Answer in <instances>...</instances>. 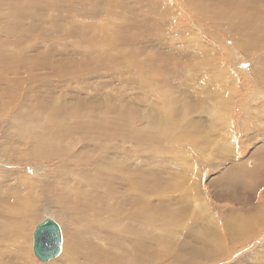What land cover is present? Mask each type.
Wrapping results in <instances>:
<instances>
[{"label":"bare ground","instance_id":"6f19581e","mask_svg":"<svg viewBox=\"0 0 264 264\" xmlns=\"http://www.w3.org/2000/svg\"><path fill=\"white\" fill-rule=\"evenodd\" d=\"M187 10L215 39L227 37L256 58L251 62L264 82V0H0V83H9L0 96V264H32L36 256L22 233L38 209L48 212L45 218L69 213L59 215L69 227L52 218L61 243L49 264H264V237L255 241L264 233L259 193L252 212L223 213L226 220L235 214L234 223L226 222L230 249L220 244L223 229L212 214L196 222L209 211L203 201L170 199L172 184L184 187L170 175L164 146L197 140L200 125L191 112L210 105L217 114L216 97L210 104L191 97L180 86L184 70L172 65L182 64L188 45L211 52L198 40L195 21L187 23ZM169 33L190 38L172 48L164 43ZM262 154L259 142L250 155ZM246 164L216 174L210 165L206 181L218 194L226 184L227 193L248 190L238 173ZM192 186L198 190V181Z\"/></svg>","mask_w":264,"mask_h":264},{"label":"rangeland","instance_id":"374dc122","mask_svg":"<svg viewBox=\"0 0 264 264\" xmlns=\"http://www.w3.org/2000/svg\"><path fill=\"white\" fill-rule=\"evenodd\" d=\"M188 14L190 15L189 11ZM196 14L194 13V16L191 14L190 15L191 18L188 19L187 23L191 25L189 21L190 19H193L195 21L194 23L195 26L197 25V27L200 30H197L196 28L193 27L192 28L195 30V32H197L198 40L203 45L206 43L209 44L207 49L211 50V52L203 53V51L188 45L186 48L191 50L190 54L186 56V59L182 62L181 65L175 63H172V65L184 70L183 72L180 73V80L182 81V84L180 86L182 89H185L186 92L190 93L191 97L198 98L199 99L198 102L205 101L207 104L208 103L210 104L213 98L216 97L215 98L216 108L214 107L215 109L214 112L217 113L215 114V118L217 119L214 118V115L212 116L210 114L211 111L213 110V107L210 105L209 106L204 105V107H202L204 108V111L201 114H195L191 112V117L193 118V121L197 120L196 122H198L200 125V131L198 132V134L197 135L193 134V136H195L197 140H195L194 138H193L194 141L181 139V141H179L178 143H172L164 146L165 147L164 152L167 153L169 157H171L169 162V164L172 166V168L169 170L170 175L172 176L173 180L178 181L182 185V187H184V189L179 190L180 189L179 186L172 184L170 199L176 201V198L179 197L182 200L185 198L186 200L189 201H193V200H197L198 202L203 201L205 203V206L207 205L209 207V211L206 210L205 215L200 216V220H198V218H195L196 222L201 225L202 220L203 221L208 220L211 217V216L209 217L208 215L212 214L214 216V220L216 221L215 224L217 225V229L220 230L219 229L220 227L221 229L224 230V231L220 230L222 232L221 234L224 235L220 244L223 243L222 246L224 248L229 247L230 249L229 246L231 245L229 244L230 240L229 238H227L230 237L228 236L230 230H227L229 224L226 225L227 224L226 222H228L229 220L230 223H234L235 214L239 216L241 213L245 214L248 212H252V208L255 207L253 206L254 201H252L253 196L258 195V193L260 200V201L258 200L259 203L261 202V204H264V154H262L259 158H257L258 156L253 157L250 155L251 151L258 146L259 142L264 143V136H261V134L264 133V125H263L264 112H262L261 109L256 108V106L264 104L263 103L264 95L261 94L262 90L260 91V88L264 86V82H262L258 78V75L256 73V67L254 63L251 62V60L256 58H251V59L248 58V56H246V54L242 50L234 46L232 44L233 41L227 37H224L227 40L225 43L222 42L223 40L220 41V39L219 40L215 39L214 38L215 32L211 31L212 30L211 28L207 29V25H205L200 20L199 18L200 15L197 14L199 16L198 17ZM188 38H190L189 35H182L180 37H176V35L169 33L168 35L165 36L164 43H169L173 48L174 47L173 43H179L183 40H187ZM218 41H220L221 44L216 43ZM73 47L74 46H72L70 43L68 50L72 51ZM231 49L233 50V52L231 51ZM149 57H152L151 53ZM204 57H208V59ZM141 58L142 61H145L144 63L148 64V61H146V58L144 56H141ZM127 60L132 63L130 59ZM151 72H152V67L149 66L147 74L151 76ZM138 73L141 76V78H145L144 74L140 70H138ZM159 74H162V72H160ZM154 75H156V73H154ZM8 84H9L8 82H4V81L0 83L1 97H3L2 96L3 93L8 94L7 88L4 87V85L8 86ZM11 91H12V85H11ZM216 93L218 94V96H216ZM125 96L126 95H124V97ZM134 102L136 101L134 100ZM140 108H142V106ZM206 108L207 110H205ZM255 110L261 112H256ZM219 113H221V116L223 118L217 116L220 115ZM258 114H260V116ZM255 115L257 118H255ZM2 127H3V120L0 121L1 134H3V132L1 131ZM198 136L201 137L198 138ZM186 141L187 143H185ZM252 142L255 143V145ZM174 157L176 158L175 163L173 162ZM244 158H246L247 160H245ZM241 161H246L247 163L246 165H244L245 170L238 172L241 175L236 173L235 176L236 178L238 177V175L242 176L244 180H246V183L250 184L251 186L250 189L248 190L246 189L242 191L240 188L235 187L233 190H230V192L227 193L229 184H226V190L223 192V194L221 193L218 194L217 192H219V190L216 187V185L213 184V186H211L210 185L211 183L207 182L209 179L207 177L209 174H211V172L208 171L210 170L208 166L212 165L213 166L212 168H215L214 167L215 164L221 163L220 167H225L228 166L229 164H236ZM247 165H249L248 168ZM220 167L219 168L216 167L215 170L213 171V174H216L217 171L218 172L221 171ZM202 168H206V169L203 171ZM44 171L48 172V169L45 168ZM235 171L236 169H234L231 172V174L234 173ZM206 174L208 175L206 176ZM194 181H198V188H199L198 190L196 189L195 186H192ZM177 188L179 191L177 190ZM241 192L244 194H242ZM193 194H197V196L195 198H192L191 195ZM161 197H162V193H159V195L153 197V200H158ZM248 197H250V199H248ZM242 203L244 204L242 205ZM42 205L45 204L42 203ZM191 209L196 213V207ZM199 209L201 210L202 208ZM254 209L253 211H255ZM231 210L233 213L235 211L234 216L229 215V217H227L228 220L224 219V217L222 216L223 213L225 212L224 214H226L227 211H231ZM215 211L217 215L215 214ZM237 211L238 212L241 211V212H239L238 214ZM38 212L39 213L36 216L32 217L34 222L33 221L30 222L31 226L30 225L27 226V229L29 230L27 229L25 230V232H29V233L26 234L24 231L22 233L24 235L23 237L25 238V240L29 241L27 242L29 243L30 249L32 248V242H33L32 240L33 230H31V228L34 229V226L38 222H40L43 218H45L48 213L46 212L44 214L43 211L39 209ZM61 212H66L67 214H69L66 210ZM61 212L57 211L58 216L54 211H51L48 215L52 216V218H54L60 224L63 223L62 224L63 226L66 225L69 227L70 223H68L66 220L63 221L61 218H59ZM223 221H225L224 222L225 224L223 223ZM223 224L226 226H224ZM225 231H227L228 235L225 233ZM231 233H233V230L230 231V234ZM27 235L31 236L30 237L31 239H29L28 238L29 236ZM263 237H264V233H262L259 238L255 239L256 244H259L261 241L260 239H262ZM248 242L246 243L248 244ZM253 242L254 241H252L251 244H248L249 247L251 248L250 250H252L253 249L252 247L255 245V243L252 244ZM235 246L239 247L240 244L238 243ZM232 248L235 247L232 246ZM235 253H232V255L234 257H237L238 253L236 254ZM31 257H30V262L32 264L45 263L39 260L37 257H34L32 255ZM33 257L36 260L35 262ZM50 260L51 259H49L48 262H50ZM48 262L45 264H49ZM223 263H229V260Z\"/></svg>","mask_w":264,"mask_h":264},{"label":"water","instance_id":"95a60500","mask_svg":"<svg viewBox=\"0 0 264 264\" xmlns=\"http://www.w3.org/2000/svg\"><path fill=\"white\" fill-rule=\"evenodd\" d=\"M32 249L35 256L41 260L55 256L60 250V228L52 218H45L39 222L32 233Z\"/></svg>","mask_w":264,"mask_h":264}]
</instances>
